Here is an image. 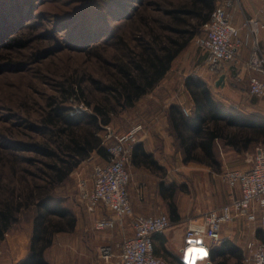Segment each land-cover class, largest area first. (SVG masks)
<instances>
[{
    "label": "rangeland",
    "instance_id": "1",
    "mask_svg": "<svg viewBox=\"0 0 264 264\" xmlns=\"http://www.w3.org/2000/svg\"><path fill=\"white\" fill-rule=\"evenodd\" d=\"M181 1L0 0V202L14 191L28 195L33 186L43 182L45 166L34 150L35 143L43 140V108L57 98L71 109L87 105L88 114H92L94 108L89 100L98 101L106 95L97 90L93 80L107 84L113 81L117 63L125 51L119 44L136 47L139 36L144 37L152 29L168 35L171 19L165 11ZM14 36L24 41L23 46L15 44ZM197 37L177 56L154 90L143 96L135 107L120 110L102 131V135L108 128L123 134L139 124L143 126L139 138L154 147L155 157L164 165V170L131 167V188L136 191L141 205L150 209L148 215L164 212L170 217L168 202L161 196L160 187L163 183L176 185V203L188 222L226 205L236 196L237 189L232 191L223 181V172L228 168L251 167L257 147L264 145L253 144L249 150L237 152L221 140L220 144H215L213 166L199 160L185 161L184 150L168 119V108L173 102H184L191 114L194 105L186 87L187 78L205 79L208 73L209 78L212 76L213 71L207 66V52L199 46ZM213 73L214 79L209 82L223 112L236 113L245 119L259 117L255 113L260 114V109L264 111V102H261L264 97L247 95L249 87L244 89L243 81L229 86L217 85L221 71ZM79 82L90 93L86 97L70 95L66 101L63 87H80ZM82 112L79 114L86 113ZM157 114L158 123L151 124L152 116ZM101 161L98 155L83 161L58 185L53 192L54 199L70 209L81 208L84 205L80 197L82 183L93 187L94 166ZM143 187L146 190H142ZM131 201L133 204L132 196ZM133 209L139 213L134 204ZM35 215L34 206L24 210L19 222L0 243V264L23 262L25 250L31 243ZM238 219L223 227L235 224ZM127 221L133 228V217L127 218L124 224ZM241 222L245 229L242 240L264 243L257 236L258 230L264 231V228L246 218H241ZM69 236L64 232L55 238ZM62 250L66 249L58 245L50 247L47 256L54 257L63 253Z\"/></svg>",
    "mask_w": 264,
    "mask_h": 264
},
{
    "label": "trees",
    "instance_id": "2",
    "mask_svg": "<svg viewBox=\"0 0 264 264\" xmlns=\"http://www.w3.org/2000/svg\"><path fill=\"white\" fill-rule=\"evenodd\" d=\"M221 1L182 0L165 11L171 19L167 26L168 35L152 29L144 37L139 36L140 42L136 47L119 44L118 47L125 51L117 63L113 81L107 84L93 80L97 90L106 95L98 101L89 100L94 108L92 114L71 115V107L63 106L65 101L57 98L43 108V140L34 146L45 166L42 169L43 182L33 186L28 195L14 191L0 202V243L19 222L23 211L31 206L36 207L30 251L21 264H50L45 254L53 245L55 236L61 232H72L76 226L74 212L62 205L60 200H55L53 192L83 161L94 155L103 161L108 159L107 145L102 135L104 128L111 124L113 116L120 110L135 107L143 96L158 86L177 56L195 36L204 33V25ZM13 41L17 45L24 44L15 36ZM223 73L224 69L219 75ZM79 85L63 87L66 101L70 95L82 94L86 97L90 93L82 82ZM186 87L193 101V112L186 114L184 107L176 102L168 108V119L184 150L185 161L199 160L213 166L216 162L215 144L221 140L237 152L249 150L253 144H264V118L245 119L236 113L223 112L211 84L204 79L189 77ZM28 159L31 160L30 157ZM131 163L152 170H164L142 142L135 145ZM176 191V185L161 184L160 194L168 202L172 223L180 222L182 217L175 199ZM257 236L264 241L263 230H258ZM220 253L222 256L227 254L225 251ZM211 257H215V252L211 251Z\"/></svg>",
    "mask_w": 264,
    "mask_h": 264
},
{
    "label": "built area",
    "instance_id": "3",
    "mask_svg": "<svg viewBox=\"0 0 264 264\" xmlns=\"http://www.w3.org/2000/svg\"><path fill=\"white\" fill-rule=\"evenodd\" d=\"M240 1L222 0L204 25V33L197 37V43L207 52V66L213 72L225 69L248 49L244 68L249 75V91L261 98L264 97V51L260 35L264 30V11L246 17L243 24L238 25L233 20L232 9ZM83 105L72 108L71 115L82 111L89 113V107ZM184 111L189 114L186 107ZM142 129L139 124L127 133L116 134L108 128L104 135L108 159L95 164L92 188L82 183L80 197L90 211L95 212L104 205L113 213L98 218L94 223L96 230H112L133 217L134 234L122 240L118 254L113 245L101 246L100 255L107 263L119 256L120 264H172L156 255L154 243V235L165 232L172 225L171 218L164 212L154 215L135 213L131 201L129 164ZM222 178L232 191L240 189L241 195L220 208L211 209L200 219L188 222L185 249L198 247L209 251L211 245L207 241L222 243L223 225L240 217L264 227V145L257 147L251 167L228 168ZM246 247L247 263L264 264V243L249 241Z\"/></svg>",
    "mask_w": 264,
    "mask_h": 264
},
{
    "label": "crops",
    "instance_id": "4",
    "mask_svg": "<svg viewBox=\"0 0 264 264\" xmlns=\"http://www.w3.org/2000/svg\"><path fill=\"white\" fill-rule=\"evenodd\" d=\"M232 11L234 22L238 25H242L246 17L256 16L260 12L264 11V0H241L236 3ZM260 40L264 51V30L261 32ZM248 55L249 50L245 49L236 61L227 64L224 69V73L226 74L225 84L229 86L230 83L235 85L236 82L238 83L243 81V83L245 82L244 89L249 87V75L244 68ZM211 74L212 76H210V78V74L208 73V78L204 79L208 83H210L209 79H214L215 73L211 72ZM220 76H218V79ZM247 95L252 97L250 91L247 92ZM261 102L263 103L264 100L262 99ZM179 104L185 107L184 102H180ZM260 110V114H255L259 115L257 118L262 119L264 118V111H262V109ZM152 118L151 124L158 123V114L157 116L153 115ZM162 119L164 120L165 117L163 116ZM146 133V135H148L147 130ZM147 138L150 139L149 136ZM139 142H142L146 150L153 153L155 156L156 152L151 144H147L143 138L140 139ZM218 144L220 143L218 142ZM159 161L160 160H158V162ZM159 164L164 166L160 162ZM131 167L134 170L138 168H146L144 166H135L130 162V171ZM147 169L150 170L149 168ZM132 181L133 175L129 189L131 191L130 194L132 196L134 208L136 212L138 211L139 213L148 215L151 211L150 209H145L144 205H141V203L137 200L136 191L131 188ZM142 190H146L145 187H143ZM235 195V197H239L241 195L240 189H237ZM84 205L81 206V208L73 207L71 209L76 216L75 230L67 232V234L70 235L68 238H55L54 243L51 246V248H53L58 245L66 250H62L63 253L55 255L54 257L52 256L51 258L47 256V250L45 254L47 261L50 264H120L119 256H114L111 262L107 263L100 255L99 249L103 244H109L113 245L116 252L119 251L118 245L122 242L124 236H131L134 234V227H130L131 224L127 221L124 225L117 224V226L112 230H96L94 228L95 221L102 216L113 215V213L104 205H101V207L95 212L90 211L87 206ZM241 218L245 217H240L235 224H229L223 227L224 240L222 243H214L211 240H208L207 243L211 245V248L207 251L198 247L185 249L188 218L182 216L180 222L172 223V225L165 232L154 235L155 253L157 256L168 260L172 264H249L246 261V258L248 257V250L246 247L247 241L242 240V236L245 234V229L243 223L241 222ZM257 225L261 228L259 224ZM201 250L207 252V255L201 257ZM29 251L30 244L25 250L23 257L27 256ZM211 251L215 252L214 258L211 257ZM221 251H225L227 253L226 256L220 255Z\"/></svg>",
    "mask_w": 264,
    "mask_h": 264
},
{
    "label": "water",
    "instance_id": "5",
    "mask_svg": "<svg viewBox=\"0 0 264 264\" xmlns=\"http://www.w3.org/2000/svg\"><path fill=\"white\" fill-rule=\"evenodd\" d=\"M225 78H226V74L223 73L220 78L217 80L216 84L217 85H225Z\"/></svg>",
    "mask_w": 264,
    "mask_h": 264
},
{
    "label": "snow or ice",
    "instance_id": "6",
    "mask_svg": "<svg viewBox=\"0 0 264 264\" xmlns=\"http://www.w3.org/2000/svg\"><path fill=\"white\" fill-rule=\"evenodd\" d=\"M206 255H207V252L201 250V257H204V256H206Z\"/></svg>",
    "mask_w": 264,
    "mask_h": 264
}]
</instances>
